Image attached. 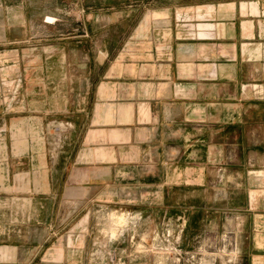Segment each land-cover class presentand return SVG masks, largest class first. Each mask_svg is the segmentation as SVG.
Masks as SVG:
<instances>
[{"label": "rangeland", "instance_id": "obj_1", "mask_svg": "<svg viewBox=\"0 0 264 264\" xmlns=\"http://www.w3.org/2000/svg\"><path fill=\"white\" fill-rule=\"evenodd\" d=\"M30 1L38 13L42 9L60 19L37 30L69 41L67 60L75 75L65 85L66 72L55 70L51 77L73 86L78 110L52 113L44 123L27 122L32 98L26 84L39 86L48 75L41 69V51L30 46L0 59V221H9L5 211L14 212L18 240H27L16 264H245L242 239L230 218L243 205L246 187L234 184L232 170L220 169L215 151L184 154V107L171 112L176 123L161 127L150 146L125 145L99 155L87 141L92 125L106 120L103 109L94 113L86 106L88 92L92 95L105 76L120 75L122 58L135 57L139 35L148 29L143 19L168 7L186 19L181 13L186 7L214 0ZM74 36L79 43L72 42ZM155 111L160 119L167 117L166 108ZM201 118L209 125L208 142L215 144L211 110L193 108L194 139ZM40 131L47 138L40 139ZM25 133L34 137L30 156L21 154ZM174 134L170 149L167 140ZM115 137L107 134L109 141Z\"/></svg>", "mask_w": 264, "mask_h": 264}, {"label": "crops", "instance_id": "obj_2", "mask_svg": "<svg viewBox=\"0 0 264 264\" xmlns=\"http://www.w3.org/2000/svg\"><path fill=\"white\" fill-rule=\"evenodd\" d=\"M37 10L30 0H0V59L30 46L32 51L40 49L41 69L48 75L39 86L38 82L26 84L32 101L25 116L27 122L44 123L52 113L70 109L75 113L78 104L73 86H64L68 76L75 75L74 65L67 60L69 41L42 36L37 30L57 25L60 19ZM181 13L186 19L178 18L181 14L174 7L144 18L148 29L139 35L135 57L122 58L121 74L105 76L92 95L88 92L86 106L94 113L103 109L106 116L89 129L87 141L93 148L88 149L103 155L125 145L150 146L161 127L176 123L171 112L184 107V154L197 148L215 151L220 169L232 170L234 184L246 187L243 205L230 218L232 229L242 239L245 264H264V0H214L186 7ZM49 39L54 45H45ZM72 39L79 43L75 36ZM88 55L91 67L93 52ZM55 70L66 72L63 86L51 77ZM117 105L123 108L120 112L114 110ZM155 108H166L167 117L160 119ZM193 108L216 112L215 144L208 142L209 125L204 118L194 139ZM141 132L146 136L142 138ZM111 133L116 137L109 141ZM39 136L47 138L43 131ZM23 138L26 145L21 154L33 155L34 137L25 133ZM175 142V134L172 140L169 136L170 149ZM226 154L231 159L226 160ZM1 165L0 160V169ZM5 213L9 221H0V264H16L18 250L27 240H18L21 233L15 213Z\"/></svg>", "mask_w": 264, "mask_h": 264}, {"label": "bare ground", "instance_id": "obj_3", "mask_svg": "<svg viewBox=\"0 0 264 264\" xmlns=\"http://www.w3.org/2000/svg\"><path fill=\"white\" fill-rule=\"evenodd\" d=\"M121 221V220H120Z\"/></svg>", "mask_w": 264, "mask_h": 264}]
</instances>
